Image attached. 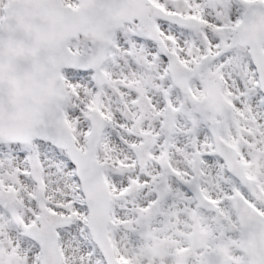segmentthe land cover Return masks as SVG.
Masks as SVG:
<instances>
[{
    "label": "snow or ice",
    "instance_id": "6c2138e0",
    "mask_svg": "<svg viewBox=\"0 0 264 264\" xmlns=\"http://www.w3.org/2000/svg\"><path fill=\"white\" fill-rule=\"evenodd\" d=\"M0 264H264V0H0Z\"/></svg>",
    "mask_w": 264,
    "mask_h": 264
}]
</instances>
